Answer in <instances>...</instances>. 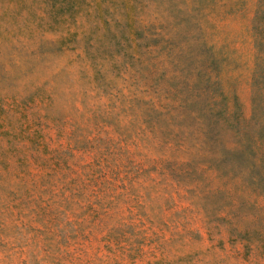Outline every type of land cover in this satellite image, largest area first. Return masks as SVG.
<instances>
[{
    "label": "rangeland",
    "instance_id": "obj_1",
    "mask_svg": "<svg viewBox=\"0 0 264 264\" xmlns=\"http://www.w3.org/2000/svg\"><path fill=\"white\" fill-rule=\"evenodd\" d=\"M0 264H264V0H0Z\"/></svg>",
    "mask_w": 264,
    "mask_h": 264
}]
</instances>
